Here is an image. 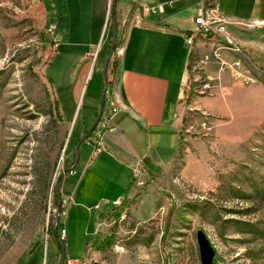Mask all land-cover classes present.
I'll return each instance as SVG.
<instances>
[{"label":"rangeland","instance_id":"rangeland-1","mask_svg":"<svg viewBox=\"0 0 264 264\" xmlns=\"http://www.w3.org/2000/svg\"><path fill=\"white\" fill-rule=\"evenodd\" d=\"M57 1L0 0V264H59L63 252L61 264H201L197 231L214 264H264V67L250 57L249 85L226 73L209 89L185 82L179 140L165 130L151 142L158 173L138 168L118 205L107 207L109 188L90 180L58 209V195L73 197L80 182L83 158L62 176L97 119L106 58L55 51L45 22L55 23ZM95 204L107 210L99 216Z\"/></svg>","mask_w":264,"mask_h":264},{"label":"crops","instance_id":"crops-1","mask_svg":"<svg viewBox=\"0 0 264 264\" xmlns=\"http://www.w3.org/2000/svg\"><path fill=\"white\" fill-rule=\"evenodd\" d=\"M138 1L145 6H161V11L144 14L134 9L132 0H117L114 12L117 37L123 32V42L116 50L117 59L113 55L116 70L113 73L108 71L107 77L110 79L109 92L113 97L119 96L120 108L112 118L114 131L103 135L98 150L94 151L89 143L92 140L90 131H83L85 135L79 139V159L76 161V146L72 151L75 156L73 164L67 167L72 169L62 176L72 174L81 158L84 159L76 194L72 197L61 193L65 205L66 198L68 201L76 199L85 181L100 180L103 182L95 181V186L103 184L109 188L108 195L103 196V203L107 207L113 206L127 197L138 168H142L146 175L158 173L155 168H158L159 161L153 154L159 152L151 142L159 143L165 130H171L179 140L178 104L190 74L192 55L199 57L200 54V45H194L189 51L184 33L189 31L192 17L200 5H205V0ZM212 1L233 24L264 19V0ZM112 3L113 0H58L54 4L55 23L45 22L48 27H53L55 51L61 48L81 50L77 51L79 61L84 62L95 53L92 48L101 53L110 47L113 39ZM230 30L246 56L264 67V29L234 25ZM249 50L260 53V57L249 55ZM55 102L60 114L61 101L56 96ZM102 176L106 179L101 180ZM95 208L98 215L107 210L97 204Z\"/></svg>","mask_w":264,"mask_h":264},{"label":"built area","instance_id":"built-area-1","mask_svg":"<svg viewBox=\"0 0 264 264\" xmlns=\"http://www.w3.org/2000/svg\"><path fill=\"white\" fill-rule=\"evenodd\" d=\"M132 2L134 9L141 10L144 14H154L161 11V6H145L138 0H132ZM192 24L194 26L193 30L184 33L185 45L189 51L191 45H200V49L207 47V52L199 54V62L194 66V68H197V75L188 74L186 82L188 83L190 79L193 82L202 80L206 83L205 87L209 89L211 87L209 82H220L221 77L226 73L244 85L251 84L253 78L246 66L250 59L234 38L230 27L238 25L252 29H264V19H258L250 23L237 22L233 24L229 18L218 11L213 1L208 6L200 5L198 7L196 14L192 17ZM49 30L53 31V27L51 26ZM234 50H242L244 52V60H236L234 58ZM209 67L214 68L211 73ZM104 88V104L107 106L108 112L101 114L96 126L89 133L92 138L89 143L93 146L94 151L100 148L103 135L106 132L114 131L112 118L118 113L120 108L119 96L109 97L110 79L107 78ZM137 173L139 171H136V175ZM64 202L62 200V204ZM118 202H115L114 205H118ZM65 264L80 263L66 259Z\"/></svg>","mask_w":264,"mask_h":264},{"label":"water","instance_id":"water-1","mask_svg":"<svg viewBox=\"0 0 264 264\" xmlns=\"http://www.w3.org/2000/svg\"><path fill=\"white\" fill-rule=\"evenodd\" d=\"M116 3H117V0H113V3H112L113 39H112V43H111V46H110V49H109V53H108V55L106 57V60H105V63H104L105 85H106V82H107V67H108L109 61L111 59V56L113 54V50H114L115 45H116L117 33H118L117 21H116L115 15H114L115 8H116ZM105 85H104V87H105ZM104 87H103V91H102V98H101V102H100L99 113L97 115V119L95 121V124H94V126L92 128H94L96 126V124L98 122V119H99V117L101 116V114L103 112V107H104V89H105ZM79 145H80V142L77 144L76 161H78V159H79V149H78ZM70 169H72V167L66 168L63 173L68 172ZM56 190L58 192V183L56 184ZM58 196H59V200H58V209H59V207L62 205V199H61L60 195H58ZM53 231H54V233H56V229L53 228ZM58 241H59L60 245L63 248L62 239L61 240L58 239ZM196 241H197L198 248H199V255H200L201 264H213L214 250L211 247L209 241L207 240L206 236L203 234L202 231H197L196 232ZM63 253H62V256H61L59 264L62 263L63 256H64ZM94 264H97V263H94Z\"/></svg>","mask_w":264,"mask_h":264},{"label":"trees","instance_id":"trees-1","mask_svg":"<svg viewBox=\"0 0 264 264\" xmlns=\"http://www.w3.org/2000/svg\"><path fill=\"white\" fill-rule=\"evenodd\" d=\"M213 1L212 0H205V4L208 6L210 3H212ZM109 49H110V47L108 46V47H106V49L104 50V59L106 58V56L108 55V53H109ZM100 54V53H99ZM193 60H195L194 59V57L192 56V60H191V64L193 63ZM113 60H112V57H111V59H110V61H109V64H108V70L110 69V66L112 65V62ZM91 130H93V129H90V130H88L86 133H88L89 131H91ZM74 159H75V156H73V160L72 161H74ZM72 163V162H71ZM73 164V163H72ZM56 232H57V230H56ZM53 233V232H52ZM53 235H54V233H53ZM60 236V235H59ZM97 239H99V236H96V239H95V242L97 243L98 242V240ZM63 264H65V262L63 263ZM213 264H214V262H213Z\"/></svg>","mask_w":264,"mask_h":264},{"label":"bare ground","instance_id":"bare-ground-1","mask_svg":"<svg viewBox=\"0 0 264 264\" xmlns=\"http://www.w3.org/2000/svg\"><path fill=\"white\" fill-rule=\"evenodd\" d=\"M205 3V2H204ZM204 6H207L206 4L204 5ZM116 42H117V40H116ZM193 46L194 45H191L190 46V48H193ZM115 47H116V45H115ZM115 49V48H114ZM113 52H114V50H113ZM234 54L237 56V54H239V55H242L243 57H244V54L240 51V50H234ZM196 62H194V66L196 65V64H198V62H199V60H195ZM194 68V67H193ZM191 70H192V68H191ZM194 70H195V72H196V74H197V68H194ZM109 97H113L112 96V94L109 92ZM93 129V128H92Z\"/></svg>","mask_w":264,"mask_h":264}]
</instances>
